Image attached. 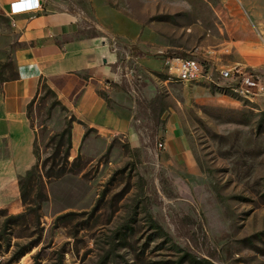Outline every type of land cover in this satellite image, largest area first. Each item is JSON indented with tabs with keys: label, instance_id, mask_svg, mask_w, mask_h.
<instances>
[{
	"label": "rangeland",
	"instance_id": "obj_1",
	"mask_svg": "<svg viewBox=\"0 0 264 264\" xmlns=\"http://www.w3.org/2000/svg\"><path fill=\"white\" fill-rule=\"evenodd\" d=\"M87 1L69 0L85 5L84 30L117 50L135 135L89 131L71 157L73 117L43 87L29 108L37 164L44 175H82L94 196L61 212L46 201L49 179L35 178L19 213L0 207V264H264V96L179 82L166 63H238L234 50L209 52L231 47L239 20L264 45V0H97L121 13L106 16L113 26H100Z\"/></svg>",
	"mask_w": 264,
	"mask_h": 264
},
{
	"label": "crops",
	"instance_id": "obj_2",
	"mask_svg": "<svg viewBox=\"0 0 264 264\" xmlns=\"http://www.w3.org/2000/svg\"><path fill=\"white\" fill-rule=\"evenodd\" d=\"M16 1L0 0V20L4 18L8 25L0 26V75L6 61L11 60L14 67V77L0 79V207L11 213L22 209L20 178L38 162L37 130L29 108L43 87L73 117L71 157L83 153L89 131L102 139L120 134L133 139L135 135L131 127L135 105L120 83L117 50L105 37L84 30L85 5L41 0L40 10L11 15ZM85 4H91L100 26L114 25V18L106 16L121 17L97 0ZM255 33L249 22L237 21L229 31L231 47L219 49L215 55H230L234 50L241 55L234 65L264 73V45ZM46 194L47 203L61 212L83 208L94 196L92 184L71 173L48 181Z\"/></svg>",
	"mask_w": 264,
	"mask_h": 264
},
{
	"label": "built area",
	"instance_id": "obj_3",
	"mask_svg": "<svg viewBox=\"0 0 264 264\" xmlns=\"http://www.w3.org/2000/svg\"><path fill=\"white\" fill-rule=\"evenodd\" d=\"M41 8V0H17L11 5V15L33 12ZM211 60L202 62L193 58L169 57L166 63L172 77L179 82L208 85L224 82L225 88L233 96L248 100L264 96L262 75L241 64L227 66L211 63ZM163 146L164 144H160V147Z\"/></svg>",
	"mask_w": 264,
	"mask_h": 264
},
{
	"label": "trees",
	"instance_id": "obj_4",
	"mask_svg": "<svg viewBox=\"0 0 264 264\" xmlns=\"http://www.w3.org/2000/svg\"><path fill=\"white\" fill-rule=\"evenodd\" d=\"M68 173H74V172L73 171H69V172L58 174L56 176L44 175L42 173L41 169H40V166L38 164L35 165L30 171H28L25 174V176L21 177L20 180H19V184H20V188H21V195H22L23 201L24 202L26 201L25 197H24V189L26 190V189L30 188V186L32 184V181H34L35 178L36 179L38 178L40 181H42V183L45 186L44 178H47V179H49V181H51L52 179L53 180L54 179H58V178L62 177L65 174H68ZM46 199H47V194H46Z\"/></svg>",
	"mask_w": 264,
	"mask_h": 264
}]
</instances>
